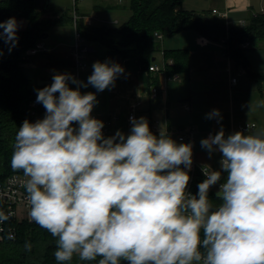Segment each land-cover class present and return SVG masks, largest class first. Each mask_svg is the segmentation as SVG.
Returning a JSON list of instances; mask_svg holds the SVG:
<instances>
[{
    "label": "clouds",
    "instance_id": "9594fccd",
    "mask_svg": "<svg viewBox=\"0 0 264 264\" xmlns=\"http://www.w3.org/2000/svg\"><path fill=\"white\" fill-rule=\"evenodd\" d=\"M0 29L11 52L16 19ZM92 67L87 84L57 73L38 89L46 115L26 119L13 144L11 167L27 178L30 219L56 239L57 264L74 256L96 264H264V129L227 137L221 129L203 139L209 155L222 154L221 170L204 171L192 195L185 170L191 144H177L163 129L154 135L145 117L130 118L129 134L105 138L103 121L91 115L96 94L79 87H115L124 69L108 61ZM222 172L227 178L214 205L208 193ZM8 218L0 212V223Z\"/></svg>",
    "mask_w": 264,
    "mask_h": 264
},
{
    "label": "crops",
    "instance_id": "0c3cea01",
    "mask_svg": "<svg viewBox=\"0 0 264 264\" xmlns=\"http://www.w3.org/2000/svg\"><path fill=\"white\" fill-rule=\"evenodd\" d=\"M130 3L131 0H85L80 5L79 13L84 15L95 10L106 21H95L94 26L106 24L118 27L131 16ZM69 4L71 0H35L37 10L42 11L46 19H53L56 15L53 9H61ZM210 7L212 11L226 14L228 26H239L240 21H246L251 13L259 12L264 7V0H213ZM70 16L72 13H69L65 25L58 23L48 30V38L43 41L45 51L24 57L23 72L36 88L50 86L57 73L74 74V26ZM166 39L164 37L158 41L162 49L154 54L151 64H167L163 53L166 48L186 49L189 53L188 72L177 74L179 79L168 80L165 74L150 72L142 67L137 57H110L103 44L86 40L89 46L87 69L78 78L75 77L76 80L87 84L96 61L119 64L124 73L117 77L115 87L110 89L100 92L88 85L79 87V90L82 94H96L97 103L91 114L104 124L110 122L108 131L103 132L105 138L115 135L118 130L129 134L132 125L128 116L135 110V118L145 117L149 125L157 123L160 131L194 128L192 141H179L177 135L169 136L177 144L192 145L191 168L210 166L212 170L220 171L222 154L213 152L209 155L208 150L201 146V141L214 136L221 129L226 132L233 124L240 122L257 124V128L247 134L264 129V79L257 80L242 65H236L219 42L194 31H183L168 41ZM247 58L252 73L264 74L263 40L250 43ZM233 78L237 79L235 85L232 84ZM69 87L76 89L78 85L69 81ZM152 87L158 88L157 97L151 95ZM213 110H219L220 116L207 118V114ZM225 174L222 172V175Z\"/></svg>",
    "mask_w": 264,
    "mask_h": 264
},
{
    "label": "trees",
    "instance_id": "16d2710c",
    "mask_svg": "<svg viewBox=\"0 0 264 264\" xmlns=\"http://www.w3.org/2000/svg\"><path fill=\"white\" fill-rule=\"evenodd\" d=\"M183 1L131 0L132 13L125 23L118 27L106 24L93 26L83 32V37L87 41L103 44L110 57L121 55L123 58H139L142 67L148 70L154 54L162 49L157 34L163 33L165 38H172L183 31H194L215 42L225 38V54L257 80L264 79V74L252 73L247 48L243 47L246 42L264 41V13H251L243 25L228 26L225 19L212 10H185ZM12 17L16 21H26V26L17 31L18 44L11 52L9 45L0 39V50L3 53L0 56V180L13 173H23L11 167L15 135L26 119L33 122L31 104L36 101L37 90L45 87H34L32 80L25 76L22 69L24 55L53 25L68 21L69 14L58 19H46L43 12L37 10L35 0H1L0 22ZM70 19L72 21V16ZM163 53L168 76L188 72L189 53L186 49L166 48ZM171 60L172 63H169ZM37 110L38 118L43 119L46 115L43 105L37 103ZM224 177L221 175V180ZM203 180L198 175L194 187L196 193L198 184ZM208 195L214 205L220 203L214 186ZM17 229L16 240H0V264H57L54 257L56 239L46 229L36 222L28 221L19 223ZM69 264H96V261H81L78 256H74Z\"/></svg>",
    "mask_w": 264,
    "mask_h": 264
},
{
    "label": "built area",
    "instance_id": "2783aa9c",
    "mask_svg": "<svg viewBox=\"0 0 264 264\" xmlns=\"http://www.w3.org/2000/svg\"><path fill=\"white\" fill-rule=\"evenodd\" d=\"M121 2L122 0H118ZM77 3L78 0H75ZM215 14H218L222 18H227L226 14L220 13L217 10H213ZM259 12L264 13V7L259 10ZM95 21H99L96 17L90 14H80L76 9L72 13V22L74 26V42L72 45V54L75 58V65H74V74L73 76L78 78L82 72L87 69V62H86V53L89 51V46L87 44L86 39L83 37V32L88 30L89 28L94 26ZM245 21H240L239 25H243ZM157 41H162L164 39V34L160 33L157 34ZM221 48L225 52L227 49L226 39H222L220 42ZM244 48L250 47V43L246 42L243 45ZM45 45L42 40L38 41L33 47L29 48L25 56L35 55L42 51H45ZM172 63V60L169 62ZM166 63H163L162 66L157 65L155 63L151 64L149 67L150 72L155 73H162L165 74L168 80H177L179 79V75L175 74L173 76H168L166 74ZM237 79H232V84H236ZM159 94V90L156 87L151 88V95L153 97H157ZM32 116L34 118L33 123L39 120L38 118V110H37V103L36 101L32 102ZM190 109L189 106H187ZM92 117L96 118V115L91 114ZM135 110H132L128 116V121L130 122L131 117H135ZM110 122H106L104 124V128L102 132H106L109 129ZM249 125V127H248ZM73 127H78V125L74 124ZM150 130L155 135L159 136L160 130L157 126V123L149 125ZM257 128V124L253 122H240L237 124H233L232 127L224 132L225 137L230 134H233L237 131L242 133H249L254 131ZM168 135H177L179 141L185 140H193L194 135V128H175V129H166L165 130ZM205 172L212 171L210 166H201L196 167L193 166L189 170L190 181L187 187V191L192 195H197L196 191L194 190L195 181L198 175H201L204 179L206 176L204 175ZM227 174V173H226ZM223 180H220L216 185H214V191L217 193L219 191L220 184L226 181V176ZM26 177L23 173H13L3 179L0 180V212H3L9 215V218L6 221L0 223V240L9 239V240H16L18 236V229L17 226L19 223L28 221L34 222L30 219L29 212H30V205L27 200V192L26 188L24 187L26 183Z\"/></svg>",
    "mask_w": 264,
    "mask_h": 264
},
{
    "label": "rangeland",
    "instance_id": "374dc122",
    "mask_svg": "<svg viewBox=\"0 0 264 264\" xmlns=\"http://www.w3.org/2000/svg\"><path fill=\"white\" fill-rule=\"evenodd\" d=\"M85 0H78V2L76 3L75 0H71V5H67L64 8L61 9H53V11H55L56 15L53 17V19H58L63 17V15L65 14H69V13H73L75 11V9L80 12V5L82 2H84ZM213 0H184L183 1V8L185 10H189V11H196V12H206L211 10V4H212ZM185 3V4H184ZM203 7V8H202ZM192 8V9H190ZM196 9V10H195ZM128 10V9H127ZM52 13V11H51ZM127 13H129V11H127ZM87 14H90L94 17H96L98 20H103L100 16V14L98 12H96L95 10H91L89 11ZM227 18H225L226 20ZM106 21V20H103ZM18 23V30L20 29H24L26 26V21L24 20H20L17 21ZM124 23V22H123ZM67 24V23H66ZM65 25L62 24V26ZM171 38H167L166 41L170 40ZM42 41H46V40H42ZM247 134V133H244Z\"/></svg>",
    "mask_w": 264,
    "mask_h": 264
},
{
    "label": "water",
    "instance_id": "95a60500",
    "mask_svg": "<svg viewBox=\"0 0 264 264\" xmlns=\"http://www.w3.org/2000/svg\"><path fill=\"white\" fill-rule=\"evenodd\" d=\"M48 33L46 32V33H43L42 35H41V37H40V39L41 40H45V39H47L48 38ZM121 264H128V262L127 261H121Z\"/></svg>",
    "mask_w": 264,
    "mask_h": 264
}]
</instances>
